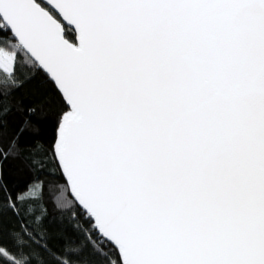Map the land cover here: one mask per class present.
<instances>
[{
  "label": "snow or ice",
  "instance_id": "1",
  "mask_svg": "<svg viewBox=\"0 0 264 264\" xmlns=\"http://www.w3.org/2000/svg\"><path fill=\"white\" fill-rule=\"evenodd\" d=\"M38 77L51 143L46 103L9 135ZM0 264H264V0H0Z\"/></svg>",
  "mask_w": 264,
  "mask_h": 264
},
{
  "label": "trees",
  "instance_id": "2",
  "mask_svg": "<svg viewBox=\"0 0 264 264\" xmlns=\"http://www.w3.org/2000/svg\"><path fill=\"white\" fill-rule=\"evenodd\" d=\"M69 38L74 39V36L69 33ZM16 98L22 103L9 117V135H11L13 131H18V129L22 127V121L28 118V114L24 111V108L28 105H41L46 103L50 105V107L46 110L47 133L45 140L51 143L54 135L57 113L60 111L61 107L54 86L49 84L43 77H38L36 80L25 84L16 94ZM65 110L67 109L65 108ZM28 139L29 133L25 132L21 140L22 142H26ZM6 142L5 139V143ZM6 172L8 175V187L13 192L20 190L26 182L36 180L37 177V173L35 172L29 175L17 171L14 163L11 168L6 167ZM39 182H42L44 185L42 207L46 209L49 220L55 222L60 219V211L69 197L67 192L64 191L66 182L51 156L45 161L43 171L39 172ZM56 191L63 192V196L57 199L54 195ZM39 192L40 186L39 183H37L35 193H30V195H38ZM51 231L54 235V239H52L51 243L55 246L65 244L67 237L75 236L78 238L79 236L78 233L74 234L71 228L62 230L55 225L51 228Z\"/></svg>",
  "mask_w": 264,
  "mask_h": 264
},
{
  "label": "water",
  "instance_id": "3",
  "mask_svg": "<svg viewBox=\"0 0 264 264\" xmlns=\"http://www.w3.org/2000/svg\"><path fill=\"white\" fill-rule=\"evenodd\" d=\"M66 23V22H65ZM60 172H61V174H62V170H60ZM62 176H63V178H64V180H65V182H66V177L62 174ZM67 183V182H66Z\"/></svg>",
  "mask_w": 264,
  "mask_h": 264
}]
</instances>
